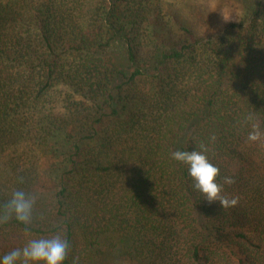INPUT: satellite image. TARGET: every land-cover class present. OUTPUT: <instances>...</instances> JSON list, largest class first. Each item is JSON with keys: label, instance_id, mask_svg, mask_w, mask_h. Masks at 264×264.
I'll list each match as a JSON object with an SVG mask.
<instances>
[{"label": "trees", "instance_id": "1", "mask_svg": "<svg viewBox=\"0 0 264 264\" xmlns=\"http://www.w3.org/2000/svg\"><path fill=\"white\" fill-rule=\"evenodd\" d=\"M194 1L0 0V255L59 233L65 264H264V0ZM201 149L237 206L173 158Z\"/></svg>", "mask_w": 264, "mask_h": 264}, {"label": "clouds", "instance_id": "2", "mask_svg": "<svg viewBox=\"0 0 264 264\" xmlns=\"http://www.w3.org/2000/svg\"><path fill=\"white\" fill-rule=\"evenodd\" d=\"M224 15V13H223ZM225 20L226 18L224 15ZM251 131L248 140L251 142H264V128L259 123L253 122L249 116ZM173 158L187 166L189 176L194 182V188L199 191L209 203L219 202L222 209L235 207L238 197H229L224 194V188L218 182L220 170L208 158L205 150L176 151ZM234 180L231 177L224 178V184L231 185ZM35 197L23 190H16L6 205L4 219L8 214L14 215L15 219L26 228L32 223ZM69 243L59 233L49 237L32 238L19 248L0 255V264H65L69 251Z\"/></svg>", "mask_w": 264, "mask_h": 264}, {"label": "rangeland", "instance_id": "3", "mask_svg": "<svg viewBox=\"0 0 264 264\" xmlns=\"http://www.w3.org/2000/svg\"><path fill=\"white\" fill-rule=\"evenodd\" d=\"M168 2H173L172 4H174L173 6L174 7H177V10H179V1L180 0H167ZM188 1V0H187ZM189 1H191V0H189ZM194 2H196L197 4L198 3H202V4H209L210 5V7H214L215 9H217V13H219L223 18H224V15H225V17L226 18H229L230 17V13L229 12H224V6H226V4H225V2H224V0H208V1H204V0H196V1H194ZM187 3V2H186ZM189 3L188 4H186V5H184V7L183 8H180V10L182 11V12H184L185 11V15L187 14V12H188V7H189ZM173 6H171L172 8H174ZM185 8V9H184ZM184 10V11H183ZM225 11H227V10H225ZM182 12H180V13H182ZM223 13H224V15H223ZM188 15V14H187ZM225 19V18H224ZM228 20H230V19H228ZM227 20V21H228Z\"/></svg>", "mask_w": 264, "mask_h": 264}]
</instances>
